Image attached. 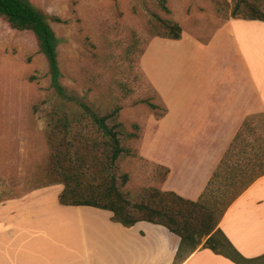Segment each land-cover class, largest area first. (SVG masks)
<instances>
[{"label":"crops","instance_id":"0c3cea01","mask_svg":"<svg viewBox=\"0 0 264 264\" xmlns=\"http://www.w3.org/2000/svg\"><path fill=\"white\" fill-rule=\"evenodd\" d=\"M172 13L180 39L153 38L143 66L166 109L153 122L151 143L163 155L149 158L168 169L160 190L197 201L246 118H264V21L228 14L213 30L195 29L210 31L200 40L184 37L190 19ZM225 53L238 58L237 69L229 70ZM203 54L214 57L218 72L212 80L196 75L195 85L186 74ZM61 190L37 186L0 201V264H235L207 248L177 260L180 239L165 227L126 228L107 210L63 206ZM218 228L243 258L264 255V176L228 207Z\"/></svg>","mask_w":264,"mask_h":264},{"label":"rangeland","instance_id":"374dc122","mask_svg":"<svg viewBox=\"0 0 264 264\" xmlns=\"http://www.w3.org/2000/svg\"><path fill=\"white\" fill-rule=\"evenodd\" d=\"M27 1L48 15L59 39L57 54L62 85L96 108L120 107L119 121L125 129L132 132L133 125L139 128V138L127 145L135 156L118 163V172L128 178L122 192L135 202L142 189L160 190L167 171L152 160L163 154L153 150L151 143L153 122L166 109L149 85L143 66L149 42L163 35L164 30L147 10L164 19L173 18L172 12L181 20L189 18L182 24L184 37L201 40L210 31L195 29L213 30L218 20L231 13L235 1L166 0L171 15L161 10L160 0ZM239 1L250 3L264 15V0ZM251 14L245 4L237 9V17ZM181 45L190 48L187 43ZM203 55L193 59L186 74L195 85L196 75H209L212 80L218 72L214 57ZM225 55L229 70L237 69L238 58ZM53 99L47 61L33 34L14 30L0 19V201L37 186L60 185L63 190L62 184L52 183L48 168L46 102L52 104ZM146 102L160 109L152 110ZM245 122L248 126L241 127V143L243 140L244 144L256 146L264 143L263 116L254 114ZM246 148L245 151L249 150ZM190 161L196 158L191 157ZM94 170L88 173L92 175Z\"/></svg>","mask_w":264,"mask_h":264},{"label":"trees","instance_id":"16d2710c","mask_svg":"<svg viewBox=\"0 0 264 264\" xmlns=\"http://www.w3.org/2000/svg\"><path fill=\"white\" fill-rule=\"evenodd\" d=\"M234 1L232 18L264 21V15L250 3ZM159 3L161 10L171 15L166 0ZM241 4L252 12L249 17H237ZM147 13L164 30L157 37L180 39L181 27L172 17L164 19L157 13L148 10ZM0 19L14 30L31 32L47 61L54 97L52 104L46 102L48 168L52 183L63 185L59 194L61 205L107 210L112 213V221L126 228L138 222L163 226L180 239L177 260L199 248H207L235 264H264V255L251 260L243 258L218 228L228 207L264 176V143L258 146L244 144V140L241 143L243 130L240 128L197 201L171 191L147 188L132 202L122 192L128 178L118 172V163L125 157L135 156L127 145L139 138L138 126L133 125L132 132L127 131L119 121L120 107L96 108L62 85L57 54L59 39L47 14L27 0H0ZM146 104L152 110L160 109ZM164 114L165 110H161L160 116ZM246 125L245 122L242 126ZM89 170L94 173L89 174Z\"/></svg>","mask_w":264,"mask_h":264}]
</instances>
